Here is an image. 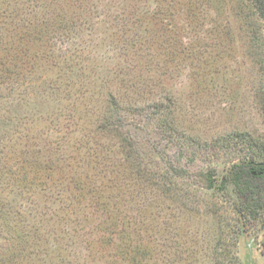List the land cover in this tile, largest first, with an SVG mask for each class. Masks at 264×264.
I'll use <instances>...</instances> for the list:
<instances>
[{
  "label": "rangeland",
  "instance_id": "rangeland-1",
  "mask_svg": "<svg viewBox=\"0 0 264 264\" xmlns=\"http://www.w3.org/2000/svg\"><path fill=\"white\" fill-rule=\"evenodd\" d=\"M250 160L264 23L248 0H0V264H264V205L253 219L219 189ZM164 170L183 205L150 185ZM207 171L214 187L194 185ZM79 193L82 214L108 205L75 231L61 208Z\"/></svg>",
  "mask_w": 264,
  "mask_h": 264
},
{
  "label": "trees",
  "instance_id": "trees-1",
  "mask_svg": "<svg viewBox=\"0 0 264 264\" xmlns=\"http://www.w3.org/2000/svg\"><path fill=\"white\" fill-rule=\"evenodd\" d=\"M248 1L253 6L260 20L264 23V0H248ZM5 63H8V60L5 61ZM3 73L7 74V76L10 77L13 73V70L9 69L7 64ZM160 109H163V105L159 103L155 106V111H157V113L159 114V112L161 111ZM114 113L118 114V111L114 110ZM102 127H107V121L104 120ZM123 141L124 140H120L118 145L121 147L120 148L121 152L125 156L124 159L126 160V162H128V168L131 171H135L134 168L135 164L131 163L130 161V158L132 157L130 153V147L132 146V142L126 144L123 143ZM50 171H52V174L54 173V177L51 176V178L54 181L58 180L59 168H54L51 169ZM181 173L182 171H173V170L156 171L151 173L149 172L148 173L150 175L149 178L151 177L152 179L149 183L155 188V190L159 192L161 196L167 195L168 199L180 205H183V201H182L183 197L180 196V194H178V192H180V188L177 182V179H181L183 177V175H180ZM134 174L137 178L141 179L143 178V175H145L146 173L144 170H138L137 172H134ZM198 176L199 178L192 180L194 185L207 190L214 187V182L216 180L214 172L207 171V172L199 173ZM260 183H264V161L260 162V161L250 160L245 163H236L232 165L231 168L222 177L220 181L219 189L222 191H227V189L231 187L235 196V200L237 201V202L234 201L235 205H233V209H237L236 207L239 204L240 208H238V210L245 209V213L247 211L248 215H252V218L256 219L258 214H255L254 211H261L264 205V201L261 199V197L257 196L258 191L254 192V188ZM79 190L82 192V188H80ZM62 199L64 198H61L60 200ZM72 202L73 203L68 204L66 207H62L61 210L62 213L69 218V223L71 224V226H73L72 228L75 231L79 223L82 224L83 222L85 226H89V223L91 222L88 221V219L98 218L97 215L100 214L95 213L92 207L98 208L100 205H102L103 207L104 206L106 207L108 205L103 201L100 202L97 197L90 196V198L87 201L88 207L86 209L88 210L87 212H84L82 214V194L79 193V197L74 198ZM191 210L197 211V208H191ZM216 210L217 208L215 210H213L212 208V210L210 211L211 213H217ZM104 211L105 210H103V212ZM70 217H72V219H70ZM113 223H114L113 221L112 222L110 221V223L108 222L107 225L109 224L112 225ZM80 230H82V228H80ZM109 233L112 234L113 236L117 235V232H113V233L109 232ZM137 248L139 247L135 246L133 249V247L129 246V248L127 247L124 250V253H127V249L129 250L131 249L133 250V255L138 256L137 252L135 251L137 250ZM145 248L146 247L144 246L143 248L144 253H145L144 251ZM119 256L122 258L125 257L123 255L121 256L120 253ZM142 262L143 259L141 260L139 258L135 264H142Z\"/></svg>",
  "mask_w": 264,
  "mask_h": 264
}]
</instances>
